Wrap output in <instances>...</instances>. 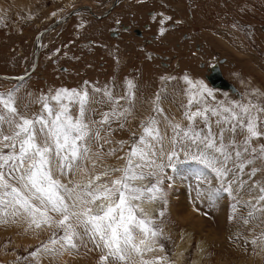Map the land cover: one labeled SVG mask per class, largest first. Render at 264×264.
Returning <instances> with one entry per match:
<instances>
[{"label": "rangeland", "instance_id": "rangeland-1", "mask_svg": "<svg viewBox=\"0 0 264 264\" xmlns=\"http://www.w3.org/2000/svg\"><path fill=\"white\" fill-rule=\"evenodd\" d=\"M76 5L91 13H73ZM223 58V75L238 92L207 80ZM0 78L7 79L0 92L14 91L15 107L28 117L58 89L87 92L89 152L79 169L59 177L64 183L110 184L121 176L113 169L125 167L142 125L156 119L161 139L153 141V159L166 166L136 182L160 189L139 202L159 232L143 259L175 264L184 243L183 264H264V0H0ZM237 105L249 106L243 125L251 116L260 135L222 111L239 114ZM198 111L203 115L193 116ZM70 112L77 117L78 105ZM188 130L223 143L229 158L214 155L229 170L225 176L185 152ZM4 131L10 134L7 125ZM212 185L219 189L216 201L205 202L197 192ZM49 215L40 227L24 216L0 219V264H102L106 250L87 236L76 248L45 252L54 234L63 235L61 217Z\"/></svg>", "mask_w": 264, "mask_h": 264}, {"label": "snow or ice", "instance_id": "snow-or-ice-1", "mask_svg": "<svg viewBox=\"0 0 264 264\" xmlns=\"http://www.w3.org/2000/svg\"><path fill=\"white\" fill-rule=\"evenodd\" d=\"M65 100L67 103H64ZM52 101L56 102L55 106ZM40 102V113L32 117L23 116L15 107L14 91L0 92V219L6 221L8 217L24 216L30 224L40 227L42 223H49L52 220L49 214L54 213L61 217L56 223L63 235L56 237L54 234L49 241L52 247L45 244V252H55L56 245L60 249L76 248L75 241L83 242L87 236L96 247L106 250L101 257L102 264L108 261L111 264H133L134 256L140 257V264H156L155 260L143 259V253L153 250L149 241L154 240L159 232L139 202L148 193H158L160 189L156 184L136 183L156 175L166 166L153 159L156 157L153 141L161 139L156 119L150 117L148 123L142 125L143 134L138 141H134L125 167L122 170L113 169L121 171V176L110 184L93 186L91 181L84 185L71 181L64 183L59 177L79 169L89 152L87 140L90 129L84 121L88 94L75 89H58L54 95L41 97ZM70 105H78L77 117L72 116ZM237 107L240 108L239 114L229 107H223L222 111L229 113L231 119H237L239 115V122L246 126L251 136L260 135L251 116L243 125L249 106ZM212 114L216 115L217 110L212 109ZM196 115L203 113L198 111L193 114ZM5 125L10 134L5 133ZM173 127L177 129L179 125ZM190 131L183 132V138L190 142L184 145L185 152L212 168L217 176H225L229 170L214 155L218 152L224 155L225 161L229 158L223 143L217 145L210 134L200 137L196 133L190 135ZM193 146L197 151H193ZM6 148L10 149L7 153L4 152ZM160 152H163L162 148ZM175 154L172 151L168 160ZM240 155V152L236 153L237 157ZM136 159L140 162L134 163ZM144 167L155 170L146 175ZM240 167L243 168V165ZM99 179L97 176L96 180ZM225 190L230 192L231 188ZM218 192L219 189L211 186L206 193L198 191L197 195H206L211 200ZM261 192L264 193V188ZM147 198L152 201L155 196ZM259 199L264 200V195Z\"/></svg>", "mask_w": 264, "mask_h": 264}, {"label": "bare ground", "instance_id": "bare-ground-1", "mask_svg": "<svg viewBox=\"0 0 264 264\" xmlns=\"http://www.w3.org/2000/svg\"><path fill=\"white\" fill-rule=\"evenodd\" d=\"M118 1V0H117ZM83 5V4H82ZM88 5H86V6H84V7H81V5H76L73 9L75 10V11H73V13H75L76 11H77V9L79 8V12H83L84 10H86L85 11V14H88V9L90 10V6H88ZM77 7V8H76ZM81 7V8H80ZM114 7V6H113ZM76 8V9H75ZM83 9V10H82ZM72 11V10H71ZM90 13H91V10H90ZM72 14V13H71ZM103 15H106V13H103ZM92 16H95V14H93ZM139 36H141V34L139 35ZM226 63V59H221L218 63H216V64H214V65H212L209 69H210V73H211V70H212V68L213 67H215V66H219L220 67V69H221V65H223V64H225ZM221 72H222V69H221ZM222 74H223V72H222ZM223 77H224V75H223ZM225 78V77H224ZM9 81H11L10 79H8ZM1 81L3 82L4 81V83H5V81H7V79H5V80H3V78H0V83H1ZM16 82V79L15 80H12V82ZM13 82V83H14ZM209 83H210V85L213 87V88H215V89H221V90H226V91H229L230 89H223V88H219V87H214L212 84H211V82L210 81H208ZM244 83V82H243ZM231 91V90H230ZM233 92V91H232ZM237 92H238V90H237ZM250 92V91H249ZM235 93V92H234ZM213 186V185H212ZM211 187V186H210ZM203 200L205 201V202H212V201H216V195H213L212 197H211V200H209L208 198H207V196L206 195H204V197H203ZM143 204H141V206H142ZM199 211L197 210V208H191V210H190V213L191 214H197V216L199 217V214L200 213H198ZM200 218V217H199ZM188 247L186 246V244H184V243H182V244H180L179 246H178V248H177V254H176V259H177V261L175 262V264H183L182 262V259H184L183 258V256H184V253L186 252V249H187Z\"/></svg>", "mask_w": 264, "mask_h": 264}, {"label": "water", "instance_id": "water-1", "mask_svg": "<svg viewBox=\"0 0 264 264\" xmlns=\"http://www.w3.org/2000/svg\"><path fill=\"white\" fill-rule=\"evenodd\" d=\"M138 35L141 32H137ZM207 80L211 82L214 87H219L223 89H230L233 92H237V88L231 82L227 81L221 72L219 66H215L212 68L211 73L207 76Z\"/></svg>", "mask_w": 264, "mask_h": 264}, {"label": "flooded vegetation", "instance_id": "flooded-vegetation-1", "mask_svg": "<svg viewBox=\"0 0 264 264\" xmlns=\"http://www.w3.org/2000/svg\"><path fill=\"white\" fill-rule=\"evenodd\" d=\"M141 35H142V33H141ZM145 35H146V32H145V34H144V37H145ZM221 69H222V65H221Z\"/></svg>", "mask_w": 264, "mask_h": 264}, {"label": "crops", "instance_id": "crops-1", "mask_svg": "<svg viewBox=\"0 0 264 264\" xmlns=\"http://www.w3.org/2000/svg\"><path fill=\"white\" fill-rule=\"evenodd\" d=\"M195 79V78H194ZM197 81V79H195Z\"/></svg>", "mask_w": 264, "mask_h": 264}]
</instances>
